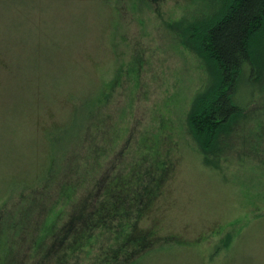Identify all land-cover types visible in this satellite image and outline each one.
Returning a JSON list of instances; mask_svg holds the SVG:
<instances>
[{"label": "rangeland", "instance_id": "rangeland-1", "mask_svg": "<svg viewBox=\"0 0 264 264\" xmlns=\"http://www.w3.org/2000/svg\"><path fill=\"white\" fill-rule=\"evenodd\" d=\"M210 1L0 0V204L19 199L17 185L50 163V136L70 119L72 97L99 90L98 99L109 88L102 114L61 149L70 167L55 187L71 180L85 190L115 172L100 164L149 152L166 170L138 224L160 250L148 251L144 264H264V59L253 65L259 78L241 66L240 110L205 150L189 124L211 74L188 26L200 33L229 0L212 2L213 10ZM225 233L229 239H220ZM25 241L22 249H31ZM98 249L73 264H93Z\"/></svg>", "mask_w": 264, "mask_h": 264}, {"label": "trees", "instance_id": "trees-1", "mask_svg": "<svg viewBox=\"0 0 264 264\" xmlns=\"http://www.w3.org/2000/svg\"><path fill=\"white\" fill-rule=\"evenodd\" d=\"M135 1L138 4L139 0L132 3ZM126 2L115 0L118 5ZM212 2L218 0L210 1L213 10ZM225 5L201 26L200 33L188 26L189 43L211 74L208 88L199 93L189 114V124L203 150L240 110L234 93L241 66L248 63L249 72L259 78L253 65L264 59V0H229ZM123 11L119 9L118 14ZM208 16L203 13L201 19ZM261 47L262 53L254 55ZM112 90L106 88L98 99L99 90L95 98L85 99L81 94L72 97L70 119L50 136V163L30 184L17 185L19 199L6 198L0 204L5 216L0 219V264H17L20 258L29 262V257L36 264H73L77 258H88L99 246L93 264H144L148 251L153 250V256L160 253L153 249L157 241L138 225L156 190L155 183L166 170L165 166L157 167L153 154L136 152L130 163L117 159L106 166L99 162L115 172L106 170L101 180L85 190H79L71 180L61 187L53 183L54 179L61 182L70 167L61 149L74 145L96 112V117L102 114ZM101 169L96 170L98 175ZM84 180L82 177L81 182ZM118 185L120 189L114 193ZM25 193L28 195L23 196ZM55 203L59 204L57 209ZM10 206L13 210L6 209ZM114 209L122 215L115 214ZM229 234L220 239H229ZM25 240H31V249H22ZM231 240L225 250L234 245L233 235ZM169 243H164L167 249ZM55 245L57 251L48 256ZM228 253L224 251L221 258ZM121 257L123 262H117Z\"/></svg>", "mask_w": 264, "mask_h": 264}]
</instances>
